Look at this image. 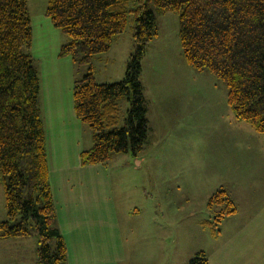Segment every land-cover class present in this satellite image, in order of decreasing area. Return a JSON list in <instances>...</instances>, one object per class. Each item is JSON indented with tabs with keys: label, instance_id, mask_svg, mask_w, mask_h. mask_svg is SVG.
<instances>
[{
	"label": "trees",
	"instance_id": "1",
	"mask_svg": "<svg viewBox=\"0 0 264 264\" xmlns=\"http://www.w3.org/2000/svg\"><path fill=\"white\" fill-rule=\"evenodd\" d=\"M28 1L0 0V173L7 207L0 237L34 233L39 240L37 264H67L51 189ZM131 1L48 0L47 16L68 38L60 55L76 63L90 64L93 56L107 52L124 32L129 13L137 22L138 48L123 80L98 84L91 65L75 83L77 116L94 134L93 147L81 154L82 165L106 163L114 152L137 155L147 143L149 121L140 77L147 45L155 35L152 2L161 13H179L180 43L188 64L222 79L236 118L264 136V0H137L130 9ZM124 97L132 108L119 127L117 100ZM219 203L225 206L221 217L236 211L225 190L209 205ZM188 264H209V258L200 252Z\"/></svg>",
	"mask_w": 264,
	"mask_h": 264
},
{
	"label": "rangeland",
	"instance_id": "2",
	"mask_svg": "<svg viewBox=\"0 0 264 264\" xmlns=\"http://www.w3.org/2000/svg\"><path fill=\"white\" fill-rule=\"evenodd\" d=\"M27 6L33 20L32 49L43 55L51 37V19L47 20L45 16L48 0H29ZM136 6L137 0H132L130 9ZM151 10L156 16L155 35L147 45L140 77L149 121L147 143L137 156L132 152H114L107 162L113 171L126 175V203L158 214L163 251L165 249L162 263L175 264L171 258L174 257L176 264H180L186 255L197 249L210 248L214 238L218 237L219 226L215 220L224 208L215 205L209 209L208 206L210 199L221 191L216 172L221 176L250 172L264 178V144L262 147L253 144L246 149L233 147L228 155L229 164H224L219 161L221 135L250 143H255L259 137L264 139V136L257 133L250 137L232 132L230 118H236L228 103L226 83L210 72H198L189 66L180 43L178 12L161 13L154 2ZM136 33L135 14L129 13L124 32L114 38L111 48L93 56L90 64L78 62L75 75L82 79L92 65L98 84L123 80L131 56L137 52ZM38 70L43 80V68ZM44 80L43 91L46 90ZM117 101L121 127L129 116L132 102L127 97ZM143 157L146 160L141 171L132 170L136 160ZM124 163L127 168L123 167ZM2 179L0 173V209L3 213L6 199ZM260 182L264 183L263 180ZM252 193L256 196L255 191ZM208 220L212 224L202 226L201 223Z\"/></svg>",
	"mask_w": 264,
	"mask_h": 264
},
{
	"label": "crops",
	"instance_id": "3",
	"mask_svg": "<svg viewBox=\"0 0 264 264\" xmlns=\"http://www.w3.org/2000/svg\"><path fill=\"white\" fill-rule=\"evenodd\" d=\"M49 32V45L43 55L33 49L32 55L37 69L42 67L44 71L46 90L43 91L40 79V107L57 225L67 246V264H164L159 216L126 203V175L113 171L109 162L88 166L81 163L82 152L93 147L94 134L75 110L74 86L80 78L75 75L77 63L69 56L60 55L68 38L51 20ZM47 56L51 59L44 58ZM230 120L233 133L257 136L250 124L237 118ZM234 138L221 135L219 161L224 164H229L228 155L233 147L246 149L253 144L261 147L264 144L260 137L255 143L233 141ZM145 160L144 157L136 160L132 170L141 171ZM216 174L220 177L218 187L227 192L236 211L222 217L220 212L215 220L219 231L213 245L186 255L180 264H188L200 252L208 256L209 264H264V183L260 182L264 178L250 172L221 176L217 171ZM215 205L225 207L221 203ZM215 205L208 204L209 209ZM6 219L5 205L3 213L0 209V222ZM201 224L207 226L212 222ZM38 249L39 240L34 233L27 237H0V264H37ZM171 258L176 264V259Z\"/></svg>",
	"mask_w": 264,
	"mask_h": 264
}]
</instances>
